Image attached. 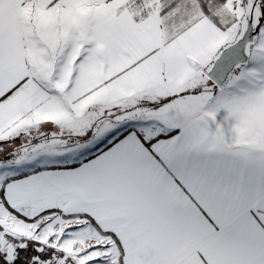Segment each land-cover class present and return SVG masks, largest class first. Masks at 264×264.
<instances>
[{"label":"snow or ice","instance_id":"6c2138e0","mask_svg":"<svg viewBox=\"0 0 264 264\" xmlns=\"http://www.w3.org/2000/svg\"><path fill=\"white\" fill-rule=\"evenodd\" d=\"M0 264H264V0H0Z\"/></svg>","mask_w":264,"mask_h":264}]
</instances>
